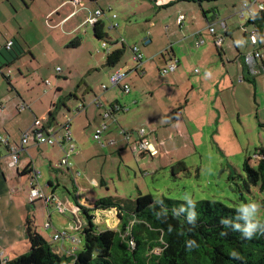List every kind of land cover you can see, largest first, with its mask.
Here are the masks:
<instances>
[{
	"label": "crops",
	"instance_id": "crops-1",
	"mask_svg": "<svg viewBox=\"0 0 264 264\" xmlns=\"http://www.w3.org/2000/svg\"><path fill=\"white\" fill-rule=\"evenodd\" d=\"M42 1L43 2L40 4L45 6L42 11L44 14L40 18L35 17L33 20L30 19L31 16L23 14L25 9L24 5L26 4L24 0H0V71L9 84L12 82L11 73L13 72L9 69L6 74L4 72L5 67L14 64L18 59L20 60L25 53L31 54L34 60H40L41 63V59L35 50L40 48L42 43H46L51 49L54 46L61 47L77 34L71 41H69L68 45L72 46V42L78 40L79 44L76 46H79L81 39L79 38L77 29L79 26L89 23L86 21V17L90 12H94L98 7H101L106 13L102 18L104 26L106 20L110 23V14L115 13L111 4L107 3V0H84L85 6L80 8L81 10L75 8V10H72L69 13H62L59 10L62 5L67 3V0H48L47 4L44 0ZM176 1L178 0H154V3L160 8H163L176 3ZM244 1L247 0L242 1L239 10L236 13L238 17L241 19L243 18V21L240 22L238 27L240 32H234L235 25L230 21L232 15L220 18V10H218L220 15L218 12L214 14L212 13L211 16H209L207 11L203 10L206 22L200 20L195 23L191 20V22L184 25L186 17L184 16L181 20L180 16L184 14H179L177 23L180 26V31H174L172 35L165 38L164 42L169 40L170 45L168 48L166 47L163 54H161L163 50L162 48L163 46H166L164 45L163 40H160V43L153 48H150L149 46L153 42V38L158 40L160 36L156 30L153 32V38L152 32L148 30L147 33L139 39L140 45L137 44V42L132 44L140 47L145 61L143 65L138 68H129L126 70L127 76L123 81L124 85L128 84L127 79L131 74L136 72L140 74L139 70L141 68H146L150 58H159L161 61L160 64L163 67L170 60L176 61L177 67L174 71L169 72L172 74L165 85L169 91L173 87L177 88L179 83L188 85L185 94H183L181 98L177 96L175 97L172 92L171 94L169 93V97L167 98L169 107L167 110L161 111L160 114L153 115L151 113L140 112L138 110V105V107L136 106V108L131 111L132 107L134 108L135 106H131L130 109L126 108L124 107V104L122 105L120 100H116L115 103L110 102V104H120L123 106V109L116 112L114 116L116 117L115 121L118 126L124 128H136L142 124H149L150 131L148 132V137L153 146L159 150L160 154L152 156L149 153H144L139 157L142 158V164L148 163V166L152 167L151 172L156 173L160 170H167L169 167H172V172L174 173L175 169L178 174L181 170L188 168L186 161L179 157L180 154L178 152L180 148L189 146V143L188 146L186 144L187 142L185 143V140H187V137L184 134L186 130L183 131L180 128L182 124V115L178 112L175 118L171 116L172 113L176 111L177 107L183 106L184 108L189 105H197L199 108H202V106L206 104H211L213 110L217 111L216 120L218 119L219 121L220 119L221 122L224 115H228V108L232 105V99L230 97H228V99L222 98V92L230 91L233 88V92L236 94L237 85H235V82L237 81L238 75L239 81L250 80L255 84L256 75L263 71L260 70V72L252 74L244 62V55L253 49H259L263 53L264 60V52L257 47L258 44L259 46L264 47V27L259 31L260 36L258 42L253 44L248 33L243 30V26L246 27L247 30H251L256 26L255 24L250 23L247 17H241L239 14ZM259 2L264 4V0H259ZM102 5L106 7L104 8ZM254 9L256 13H259L257 5L254 6ZM214 10L213 12H215ZM80 11H86V15L80 25H75V21L77 20L75 18L79 15ZM33 14L35 16L38 15V13L35 14V12H33ZM192 17L194 18V16ZM223 21L225 22V25H223ZM229 22L232 23L230 24ZM210 24L213 25L217 33L223 34L224 40L221 48L216 45V35L210 31ZM68 25H73V27ZM148 25V28H151V25H154V21L149 22ZM241 33L243 36H241ZM228 37L232 38L233 44H230L229 42L226 43ZM170 38H173V40ZM119 39L120 38L118 37L114 40L113 45H118L116 49L125 47L126 50V47H129L127 39L125 38V44ZM9 40L13 41V47L10 50L6 47V43ZM250 44L256 47L251 48ZM203 45L206 46L202 47ZM212 45H214V47L216 46L220 61L218 60L215 48ZM101 51L102 50H98V52ZM7 52H9V54H7ZM220 62L222 65L219 64ZM261 63L262 60H258L257 65ZM21 65H27V62L23 60ZM197 66H200L201 69L199 70ZM146 70H148V68H146ZM144 72H146L145 69ZM19 73L22 74L20 70ZM242 76L244 79L240 80ZM217 82H219V84ZM210 83L215 84L214 87L216 89L210 87L211 94L206 95V86ZM44 85L46 88L44 89L45 91L42 97L37 96L32 97L31 99H26L18 89L17 94L19 97L14 96L11 91L4 90L5 83L0 81V136H7L10 145L20 144L23 132L31 127L35 118H39L42 121H45L46 127L54 130L56 136L59 137V135L62 134V130H59L56 125L62 122L66 116H71V123H73V118L77 115L78 117L82 115L83 111L85 114L82 116L81 121L76 123L75 131L73 132L78 151L77 153L72 154L71 160L73 159V166L68 169L59 164L60 159L63 156V149L59 144L43 143L38 145L29 143L20 152L19 163L14 165L11 162L9 145H0V251H3V256L8 259H11L7 254L8 250L13 249L19 244L22 245L24 242L28 244L29 241L26 234L25 221L27 217L32 216L31 212L33 209L36 211L34 218L37 223V225L35 223L37 231L39 230V212H43L45 219L44 229L52 232L51 240L47 239L44 233L41 234L58 254L69 255L74 254L79 250L80 244L83 242V227L89 219L86 218V220H83L79 214L80 211H82L79 205L81 207H91L88 205L90 198L87 196L82 197L78 192V188L82 189V186L78 183V178L82 173L77 174V171L80 170L82 164H85L86 166V163H92L93 158L98 155V150L100 148H96L95 145H92V148L90 143H88L87 138L84 142V137L81 132L88 126V123L90 126L94 123L93 131L95 132L96 128L102 122L103 110L95 105L94 98L97 96L95 95L89 103H87L85 98L79 102L84 104L85 107L83 110L75 114L72 112L71 108H69V112L74 115H71L70 113L65 114L64 119L59 121L57 114L58 105L55 107V104H58L62 97L60 90L63 87L61 84H57V91L53 92L52 88H47L51 85V82L48 83L45 81ZM129 87L130 91H128V93H131V86L129 85ZM123 91L127 93L126 90ZM46 94L49 96L47 99L44 98ZM130 97H132V99L134 98L133 102L135 104L139 102L138 96L131 95ZM128 100H131V98ZM129 103L132 104L131 101ZM156 106H158V104ZM51 111L55 112V120L49 122L48 117ZM185 116L191 120L187 114ZM118 126L116 125L118 129L116 132V127L114 126L112 129L114 131L111 132V134L115 135L117 139L115 144H102L94 138L93 133L94 141L102 147L100 149L101 151L106 150L107 146L113 147L114 151L112 152L119 153L121 159L130 157L129 151L132 152L135 158H137L135 156V151L132 148L134 141H131V145L127 142L124 144L123 142L125 140L120 134L121 127L118 128ZM107 135H110L109 132ZM180 141H182V143H179ZM173 155L175 156L173 157ZM154 157H158L156 159H159V162L155 165L151 163V159ZM136 160L138 161V158ZM89 166L90 164L86 166V169H89ZM32 167H35V169L39 171V183L45 194L48 197L56 195L66 202L68 208L65 212H59L56 208L55 202L52 200L46 201L44 199H36L33 202L29 200L28 181L31 177ZM147 174V172H144V175ZM69 181H72L75 186L74 189H77L75 190L76 194L74 199L66 194V192H71L67 186ZM102 184L106 185V181L103 178ZM61 187H63L62 190ZM32 205H34L33 208H31ZM77 207L79 208L77 209ZM82 212L84 213V211ZM89 214L92 215L93 222L98 225L100 230L107 228L117 229L120 226L121 218L118 216V212L115 208L92 210ZM57 215H59L58 220ZM63 231H67L70 236L55 240V234ZM73 238H75V240H73Z\"/></svg>",
	"mask_w": 264,
	"mask_h": 264
},
{
	"label": "rangeland",
	"instance_id": "rangeland-1",
	"mask_svg": "<svg viewBox=\"0 0 264 264\" xmlns=\"http://www.w3.org/2000/svg\"><path fill=\"white\" fill-rule=\"evenodd\" d=\"M44 1L47 4L48 0ZM242 1L218 0L205 1L199 4L189 0H178L170 6L160 8L154 3V0H107V3L111 4L113 11L118 15L114 21L119 23V28L110 29V23L105 19L104 29L108 33L105 39H98L94 35L93 26L90 23L79 26L77 29L81 39L79 46L72 47L68 45L69 41L77 34L61 47L54 46L51 49L46 43H42L40 48L35 50L41 59V63L40 60H34L31 54L25 53L20 60L18 59L14 64L6 66L4 69L6 74L9 69L13 72L11 73V84L3 77L1 71L0 81L5 83L4 90L11 91L14 96L19 97L17 94L18 89L26 99L37 96L42 97L47 79L51 82V85L47 88H52L53 92L57 91L56 85L61 84L63 87L60 90L62 97L57 104L59 121L64 119L65 114L70 113L69 108L73 112L83 98L89 103L95 95H103V101L107 104L120 100L126 108L130 109L131 106H135L132 107L131 111L138 105L140 112L153 115L160 114L161 111H165L169 107L167 102L169 93L172 92L175 97L181 98L185 94L188 85L179 83L177 88L173 87L169 91L165 85L172 73L162 75L160 69L163 66L160 64L159 58H150L146 66L148 70L144 68L146 72L141 68L139 70L140 74L138 72L133 73L127 79V83L131 86V93L124 92L120 86H115L102 93V84L108 83L110 75L117 69L127 72L126 70L129 68H136V62L132 59V52L129 47L136 42L140 45L139 39L148 30L152 32V38L154 37V30L160 35L158 40L153 38V42L149 45L150 48L155 47L160 43V40H163L166 46H163L162 51H165L166 47L168 48L170 45L169 40L164 42L165 38L172 35L174 31H180V26L177 23L180 13H183L186 17L184 20V25H186L191 20L195 23L200 20L206 22L203 10L207 11L209 16L212 13H218V10H220V18L232 15L230 21L235 25L234 32H240L238 27L243 18L238 17L236 13ZM24 2L26 4L24 5L23 14L31 16L30 19L40 18L44 14L42 11L45 6L40 4L43 2L42 0H24ZM66 2L59 9L60 12L69 13L75 10L76 7L71 1L67 0ZM33 12L38 13V15L35 16ZM85 15L86 11H80L75 18L77 19L75 25H80ZM151 21H154V25L148 28ZM68 26L73 27V25ZM241 36H243L242 33ZM118 37L126 38L129 47H126L125 54L120 62L116 65H108L107 52L101 48L102 42L107 41L110 50H116L118 45H113V43ZM170 39L173 40V38ZM227 42L233 44L232 38L228 37ZM212 46L214 47V45ZM250 47L254 48L256 46L250 44ZM257 47L264 52V47L259 46V44ZM214 48L220 61L216 46ZM98 50L102 51L98 52ZM23 60L27 62V65H21ZM219 64L222 65L221 62ZM58 67L61 68V71H57ZM197 68L201 69L200 66H197ZM19 70L22 74L19 73ZM237 81L235 82V85H237L236 94H234L233 88L230 91L222 92V98L228 99L230 97L232 105L228 108V115H224L221 122L220 119L219 121L216 120L217 111L213 110L211 104H206L202 108L197 105H189L184 108L179 106L172 113L171 116L174 118L178 112L181 113L182 124L180 128L183 131L186 130L184 133L187 137L185 143L187 142V146L189 143L188 147L178 150L179 157L186 161L188 168L181 170L177 175L172 172V167L156 173L151 172L152 167L148 166V163L142 164L141 157H137V161V158L130 151V157L126 159H121L119 153L112 152L114 151L113 147L107 146L106 150L101 151L102 147L93 138V133H95L93 131L94 123L92 126L88 123V126L81 132L84 137L83 141L85 142L87 138L91 147L95 145L96 148L100 149L98 155L93 158L92 163H89V169H86L89 164L86 163V166L85 164L81 165L79 171L82 175L79 176L78 183L82 186V189L78 188L79 194L82 197L87 196L91 200L105 196L135 199L141 192L172 199L218 200L237 209L241 205L255 202L260 205L257 218L264 221V190L247 180L243 167L247 158H251V163L255 166L260 157L259 152L262 148L264 149V70L256 75L255 84L250 80L239 81V75ZM217 83L219 84V82ZM214 86L213 83L208 84L205 94H211L210 87ZM131 95L138 96L139 102L135 104L133 102L134 98L130 97ZM44 98L47 99L49 96L46 94ZM130 98L131 100H128ZM130 101L132 104L129 103ZM157 104L158 106H156ZM82 113L79 117L77 115L73 118V132L76 123L81 121L82 116L85 114L83 111ZM70 114L74 115L73 113ZM186 114L191 120L185 116ZM115 118L108 119L109 129L103 135L106 145H108L107 141L110 137H115L111 134L114 131L112 129L116 125L118 126ZM120 127L128 131H137L141 127H145L147 132L150 131L149 124H142L136 128L118 126V128ZM117 130L116 127L115 132ZM108 132L110 135H107ZM123 143L125 144L126 141ZM179 143H182V141ZM156 158L158 157L151 159L153 165L159 162V159ZM143 171L148 174L144 175ZM102 178L106 181V185L102 184ZM67 186L71 192H66V194L74 199L75 190H77L74 189V183L69 181ZM62 189L63 187H61ZM33 207L34 205L31 206V208ZM35 212L34 209L31 212L34 223H36ZM79 214L83 220L88 218L82 211ZM44 221L43 212H39L38 231L44 233L46 238L51 240L52 232L44 229ZM83 244L84 242L80 244L79 249H82ZM29 249L30 243L24 242V244H19L8 250L7 254L12 259L16 255L29 251Z\"/></svg>",
	"mask_w": 264,
	"mask_h": 264
},
{
	"label": "trees",
	"instance_id": "trees-1",
	"mask_svg": "<svg viewBox=\"0 0 264 264\" xmlns=\"http://www.w3.org/2000/svg\"><path fill=\"white\" fill-rule=\"evenodd\" d=\"M192 1L202 3L215 0ZM249 22L261 31L264 27V10L255 14ZM93 30L98 38L105 39L108 36L103 21L93 26ZM78 44L79 41L75 40L71 45ZM124 53L125 47L107 53V64L116 65ZM138 67L136 64V68ZM123 81L114 86L108 85L107 89L102 88V93L115 86L130 91L129 85L126 84V87ZM99 97L103 106L98 105ZM95 98L94 103L102 108V114L106 108L111 109L112 116L109 119L123 109L120 104L104 102L103 95ZM54 114V111L49 113V122L55 120ZM259 156L255 166L252 165L251 158H247L243 167L247 180L264 190L263 148ZM174 174L177 175L175 169ZM188 202L189 200L139 192L135 199L105 196L91 200V208L79 205L89 219L83 227L82 249L69 255L56 253L37 231L32 218L27 217L25 228L30 249L9 259L7 264H264V231L258 230L251 239H246L239 231L221 224L222 219H229L232 223L243 225V220H237V208L218 200H193L196 212L193 224L187 219L188 211L191 210ZM112 208L117 210L121 218L119 228L100 230L89 212ZM259 221L264 224V221ZM126 232L128 234L125 235ZM130 240L134 241V246L129 243ZM190 240L196 241L197 246L188 248L186 242ZM232 253H236V256Z\"/></svg>",
	"mask_w": 264,
	"mask_h": 264
},
{
	"label": "built area",
	"instance_id": "built-area-1",
	"mask_svg": "<svg viewBox=\"0 0 264 264\" xmlns=\"http://www.w3.org/2000/svg\"><path fill=\"white\" fill-rule=\"evenodd\" d=\"M71 2L75 5L76 9L83 8L85 6L84 0H71ZM257 5V8L259 11L264 10V4L260 3L259 0H247L244 1L242 4V7L239 11V14L241 17H247V19H251L255 16L256 11L254 9V6ZM105 11L98 7L94 12H90L88 16L86 17V21L89 22L91 25L95 26L97 23L103 21V16L105 15ZM110 28H118L119 23L114 21V19L117 18L116 13L110 14ZM181 20L184 18V15L180 16ZM223 25H225V22L223 21ZM210 31L216 35L215 42L217 47L221 48L223 46V34L217 33L213 27L212 24L209 25ZM243 30H245L251 42L253 44H256L259 40L260 32L257 27L252 28L251 30H247L246 27L243 26ZM122 43H126V39L124 37H121L119 39ZM13 45V41L9 40L6 43V47L10 49ZM101 48L106 51L107 53L111 52L107 41H103ZM131 52H132V59L136 62L138 66H141L144 63V55L141 52V49L137 45L130 46ZM164 51L161 52L163 54ZM258 60H262V63L257 65ZM244 62L245 65L249 68L250 72L252 74H256L260 72V70H264V60H263V53L259 49H253L249 52H247L244 55ZM177 63L175 60H170L167 62V64L160 69L162 75H166L169 72H172L176 69ZM58 71H61V68H57ZM127 76V72L122 71L121 69H118L114 71L110 78L109 83H104L102 85V88L107 89L108 85L114 86L117 84L122 83V81ZM244 77L242 76L240 80H243ZM46 82L50 83V81L46 80ZM128 87L127 85H125ZM128 89V88H127ZM96 99V98H95ZM94 99V101H95ZM97 102L99 106H103L101 98H97ZM83 103H79L78 106L73 110V113H78L79 111L83 110L84 108ZM116 108H119L116 107ZM112 116L111 109L106 108L105 111L102 114L103 121L102 123L96 128L94 133V138L101 142L102 144H106L103 140V135L107 130L109 129V123L108 119ZM72 117L66 116L65 119L58 123L56 126L59 130H62V134L59 135V137L56 136V132L50 128L46 127L45 121H42L39 118H35L33 124L30 128H28L26 131L23 132L21 137L20 144H9V138L7 136H0V145L6 144L9 145L10 151H11V162L14 165H17L19 163L20 159V152L24 149L26 145L29 143L34 144H59L61 148L63 149V156L60 159L59 164L61 166H65L67 168H71L73 166V162L71 160L72 154L77 153V145L74 140L73 131H72ZM120 134L122 135L123 139L131 145V141H134V144H132V148L135 151L136 156H140L144 153H149L152 156H156L159 153V150L153 146L151 143L148 132L145 127H141V129L137 131H128L123 128L120 129ZM134 134V136H133ZM117 142V139L115 137H110L107 141V144H115ZM31 177L28 181V187H29V200L33 202L36 199H44V200H52L55 202L56 208L59 212L63 213L67 210L68 206L65 201L61 200L58 196L52 195L47 196L42 188V186L39 183V171L35 169V167L31 168ZM80 171H77V174H80ZM90 200L88 201V205L90 207H93L90 203ZM79 207H77L78 209ZM49 225V223H48ZM66 236H70L67 231L59 232L55 234L54 239H60L64 238ZM75 240V238H73ZM132 246H134V241L130 240L129 242ZM8 258H5L3 256V251H0V264H7Z\"/></svg>",
	"mask_w": 264,
	"mask_h": 264
},
{
	"label": "clouds",
	"instance_id": "clouds-1",
	"mask_svg": "<svg viewBox=\"0 0 264 264\" xmlns=\"http://www.w3.org/2000/svg\"><path fill=\"white\" fill-rule=\"evenodd\" d=\"M188 203L191 210L188 211L187 219L189 223L194 224L196 221L195 203L191 199ZM259 210L260 205L255 202L241 205L237 209V220H243V225L240 223H232L229 219H222L221 224L232 228L234 231H239L244 238L251 239L258 230L264 231V224H261L257 218ZM186 243L190 249L197 246L194 240L187 241ZM232 255L236 256V253H232Z\"/></svg>",
	"mask_w": 264,
	"mask_h": 264
}]
</instances>
